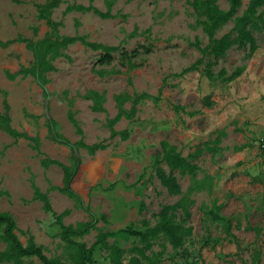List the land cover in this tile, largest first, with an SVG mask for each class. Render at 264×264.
I'll return each instance as SVG.
<instances>
[{"label":"rangeland","instance_id":"1","mask_svg":"<svg viewBox=\"0 0 264 264\" xmlns=\"http://www.w3.org/2000/svg\"><path fill=\"white\" fill-rule=\"evenodd\" d=\"M48 0H0V39L21 37L37 41L49 28L38 17V5ZM192 0H63L52 10L61 36L81 35L87 41L118 45L109 64L98 63L101 51L80 42L62 49L52 63L55 70L45 73V97L33 75L9 78L7 73L33 64L26 42L0 46V113L3 100L9 105L11 126L39 139L41 154L23 137L16 141L0 127V212L10 213L16 221V233L23 244L31 237L49 258L73 264L75 249L60 237V227L52 212H45L33 198L34 186L46 192L56 214L67 210L64 224L75 225L91 217L72 198L53 187H60L62 170L57 164L44 167L46 157L71 164L68 146L53 141L48 133V118L55 130L74 142L80 138L68 119L72 111L87 144L106 139L107 147L94 154L78 148L81 164L72 187L97 215L95 228L83 236H73L89 247L98 232H110L127 225L143 229L157 222L156 214L164 204L187 200L190 217L184 222L191 233L180 247H172L163 237L152 239L148 254L157 264H247L254 251H260L257 264H264V29L253 30L256 51L232 45L223 57L204 56L203 62L182 75H174L202 57L195 47H203L207 36L197 23ZM249 0H242L236 15H241ZM92 4L110 11L103 18L93 11H66L71 4ZM221 9L227 0L217 1ZM264 15V5L258 13ZM232 21L222 25L216 36L231 30ZM151 46L148 54L136 58L138 67L128 71L121 66L119 53ZM212 63V78L204 74ZM240 73L227 78L237 68ZM104 70L103 75L96 71ZM224 70L223 75L218 73ZM161 100L146 99L137 105L132 120L121 119L117 130L131 128L127 140L107 139V118L117 112L115 96L146 92ZM88 90L103 95L104 111H93ZM4 92L6 95L2 94ZM209 98L210 104L205 101ZM130 101L124 103L128 108ZM177 106L178 108H174ZM168 141L198 166L194 177L174 171L181 193L167 192L150 166L160 152V142ZM205 143L215 150L205 149ZM202 147L197 153L196 147ZM168 171V167L162 164ZM219 207V214L231 221V236L210 217L208 209ZM180 216L183 214L179 211ZM248 226L259 227L257 235ZM0 252L6 249L1 238ZM109 243L122 248L143 245L134 237L109 236ZM128 254L125 256L127 261ZM95 264H112L108 250L96 245L91 256ZM0 264H11L0 261ZM22 264H42L34 257ZM143 264H147L144 262Z\"/></svg>","mask_w":264,"mask_h":264},{"label":"trees","instance_id":"2","mask_svg":"<svg viewBox=\"0 0 264 264\" xmlns=\"http://www.w3.org/2000/svg\"><path fill=\"white\" fill-rule=\"evenodd\" d=\"M63 0H48L47 2L38 5V17L45 20L49 32L37 41L25 39L21 37L13 38L10 40H1L0 46H6L12 42H26V47L31 50L33 54V64L30 67L21 66L17 71L13 73H7V76L11 79L16 78L18 75L26 76L31 74L34 76L38 84L42 88V92L46 97L48 95L46 89L47 78L45 73L55 70V66L52 61L58 56L62 55L61 50L68 45L75 42H80L83 45L88 46L94 51H101L98 58V63L109 64L113 59V53L119 50L118 45H106L97 42L87 41L84 36L72 35L61 36L58 31L59 23L52 19V10L59 6ZM218 0H192L189 3L192 5L196 15L197 23L201 26L203 32L207 36V44L201 46L200 43L195 42V47L202 53V57L194 62L192 65L182 69L179 73L174 75H182L185 72L197 68V65L203 62V57L208 55L213 58L223 57L226 51L234 44L240 47H248V55L253 54L257 49L256 39L252 34L253 30L261 31L264 29V15L258 13V9L264 5V0H249L247 6L241 15H236L238 8L242 4V0H227L228 8L221 9L217 3ZM93 11L103 18L112 17L109 10L102 12L95 8L92 4H71L66 8V11ZM228 21L233 22V26L230 31L223 33L220 36H216V31ZM151 44L149 46H142L141 50L134 49L131 52L121 51L119 53L121 66L125 67L128 71H131L138 67L136 58L140 54H148L151 51ZM212 63L207 62L204 67V74L208 78H212L213 72L211 71ZM241 68H237L227 78L233 79L240 73ZM99 75L105 73L104 70L96 71ZM224 70H221L218 75H223ZM5 97V93L2 92ZM85 97L91 100V109L93 111H104L103 95L95 90H88L85 93ZM151 99L155 103L161 100V89L159 88L157 94H149L146 92L134 93L133 95L119 94L115 96L117 103V112L106 119L105 124L109 129V135L107 139H113L119 137L120 140H127L131 128H124L117 130L115 125L121 119L132 120L137 112V105L143 100ZM130 101L128 108L124 107L126 101ZM207 104H210V100L207 97L205 99ZM174 108H178L175 106ZM9 105L4 98L3 100V112L0 113V127L5 130L16 141L18 138L23 137L31 142L32 148L41 154L39 139L36 136L28 135L25 132H19L11 126V118L9 114ZM68 119L75 126L77 134L80 138L74 142L70 141L64 135L55 130V121L52 118H48L47 129L50 138L62 145L68 146L71 150V164H64L56 160H50L46 157L41 159V163L44 167L48 164H57L62 170V184L60 187H53L59 191L65 193L69 198H72L87 214L91 217L90 220L80 222L75 225L64 224L62 218L67 214V210L62 213L56 214L51 206L50 200L46 192L41 191L38 187L34 186L33 198L41 202L42 208L45 212H52L54 215L55 223L60 227L61 239L70 247L75 249L73 264H95L92 259V252L96 245L108 250L110 261L112 264H157V257L154 254H148L147 250L152 245V239L163 237L172 247L177 248L184 244L187 236L191 233V227L185 226L184 222L190 217V212L187 207V200L181 199L173 204H164L156 214L157 222L153 226H149L147 221H143V229H134L132 226L127 225L110 232H98L93 243L87 247L84 243L75 242L73 236H83L95 228L98 222L97 215L86 204L82 196L72 187L71 183L78 171L81 164L80 157L76 153L78 148H84L89 154H94L99 150H103L107 147L106 139L97 141L92 144H87L82 137V130L78 126L74 114L72 111L68 112ZM160 152L154 157L150 166L154 170L156 178L160 184L165 187L168 193L177 195L181 193L180 183L174 171H178L181 175H190L194 177L198 171L196 163L189 160L181 154L177 147L170 144L168 141L160 142ZM205 149L215 150V145L210 146L205 143ZM202 151V147L197 146L196 152ZM162 164L168 167L166 171ZM183 215L180 216L178 212ZM207 213L214 220H217L226 236H231L233 242L238 245V240L231 232V221L224 215L219 214V207L213 206L207 210ZM0 226H3V233L1 238L6 243V249L0 252V261L10 262L11 264H22L23 258L34 257L42 264H66V262L59 258L47 257L41 246L36 245L30 237L26 244H23L19 239L16 230V221L14 217L8 212H0ZM248 229H253L255 234L259 232V227L248 226ZM109 236H123L134 237L139 239L143 245H132L128 249L122 248L118 243H109L107 238ZM128 254L127 261L125 256ZM260 257V251H254L251 255V262L249 264H257ZM243 264H247L245 261Z\"/></svg>","mask_w":264,"mask_h":264}]
</instances>
